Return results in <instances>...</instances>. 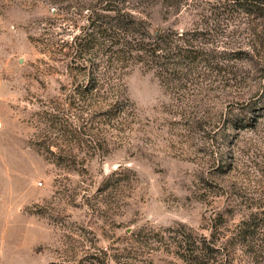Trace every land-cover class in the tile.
Listing matches in <instances>:
<instances>
[{
	"label": "rangeland",
	"instance_id": "374dc122",
	"mask_svg": "<svg viewBox=\"0 0 264 264\" xmlns=\"http://www.w3.org/2000/svg\"><path fill=\"white\" fill-rule=\"evenodd\" d=\"M0 264H264V0H0Z\"/></svg>",
	"mask_w": 264,
	"mask_h": 264
},
{
	"label": "trees",
	"instance_id": "16d2710c",
	"mask_svg": "<svg viewBox=\"0 0 264 264\" xmlns=\"http://www.w3.org/2000/svg\"><path fill=\"white\" fill-rule=\"evenodd\" d=\"M242 1H246L247 3H252V4L259 2V0H242ZM135 26L136 25H134V22H131V21L124 22V20H123V27H127V30L129 29L132 31H137ZM118 40H119L118 42L111 40V44H114L115 45L114 47H117L118 44H121V45L126 46V47L128 46L131 53L128 50L123 49V47L119 48V46H118V48H115L117 50H114L113 51L114 53H117V52L118 53H127V52H129V54L132 56V51L133 52L134 51L140 52L144 49H147L145 47L146 44H143V42L141 40H139V41L135 40L136 41L135 44H132L131 40L128 42L126 40L124 42H122L120 39H118ZM151 46H152V44H151ZM150 50L157 52V50H160V44L159 43L155 44L154 46H152L150 48ZM102 77L103 76H101V74H98V76L94 78L93 84H91L90 86L86 85L83 89L81 88L82 90L80 92L81 93L89 92L90 95H94L96 97L102 96L105 93L108 94V92L112 89L110 87H108V85H107V87L105 86V80ZM115 106H116V104H114V105L111 104V107H113L112 109H114Z\"/></svg>",
	"mask_w": 264,
	"mask_h": 264
}]
</instances>
